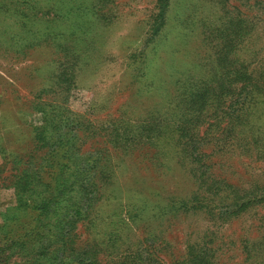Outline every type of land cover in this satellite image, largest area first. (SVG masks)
<instances>
[{"label": "rangeland", "instance_id": "1", "mask_svg": "<svg viewBox=\"0 0 264 264\" xmlns=\"http://www.w3.org/2000/svg\"><path fill=\"white\" fill-rule=\"evenodd\" d=\"M263 1L0 0V264H264Z\"/></svg>", "mask_w": 264, "mask_h": 264}, {"label": "trees", "instance_id": "2", "mask_svg": "<svg viewBox=\"0 0 264 264\" xmlns=\"http://www.w3.org/2000/svg\"><path fill=\"white\" fill-rule=\"evenodd\" d=\"M263 4H264V1L261 2V6ZM242 23L248 24L246 20L243 21L242 19H237V20H233V22H229L227 24V28L224 30L225 33L228 34V36L231 38L236 37L237 35L236 31L237 30L241 31L242 28L240 26ZM231 68L232 69L227 71V73L229 76L233 78V82H241V88H245L248 92L250 91L261 92L262 98H264V72L261 73V81L257 83V80H255L251 76V74H249L247 71L246 72L243 71L240 75H238L240 70H237L234 67H231ZM205 92L208 93V90H205ZM196 100H203V99L202 97H199V98L196 97ZM228 108H232V105H229ZM230 116L233 117V115H230ZM184 141H185L184 144H187L189 146L195 145V136L192 133H189V135L185 137ZM183 151L186 152L185 150ZM190 154L192 156L195 154L194 156L195 159L193 160H197V162L201 163V167H205L206 169H208L209 166L204 161H202V158L206 157L205 153L203 154V153L196 152V149L193 147L190 151ZM26 171L27 170H22V172H26ZM220 183H222L225 188L231 190L230 196H231V201L233 202L242 201L249 196L248 194H243V195L238 194V191L235 189L236 187L225 183V181H222ZM220 183H219V187H221ZM84 187H85V183L80 181L79 189H84ZM255 202L256 200L253 201V203ZM259 203L261 204L264 203V190H263L261 199H259ZM47 205H48V202H45L44 204H42V206L40 207L41 214H44L48 210ZM245 207L246 206H240V210H243V208ZM262 237L263 238L259 240L257 243H252L244 247V250L247 256H251L254 252H258L264 258V234L262 235ZM210 252H212V250L202 249V247L201 248L190 247L188 250V255H187L188 256L187 263L188 264H212L211 259L213 257L212 256L213 252L212 253ZM80 254L82 253L76 254L77 256L79 255V257H81L79 258L77 262H79V264H84V260L87 259L86 253H85V259H83V255H80ZM63 264H66V263H63Z\"/></svg>", "mask_w": 264, "mask_h": 264}]
</instances>
